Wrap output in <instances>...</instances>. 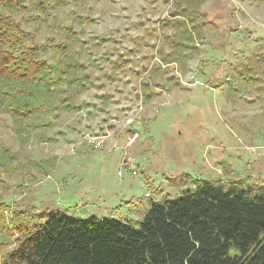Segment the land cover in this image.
Here are the masks:
<instances>
[{"label":"rangeland","instance_id":"obj_1","mask_svg":"<svg viewBox=\"0 0 264 264\" xmlns=\"http://www.w3.org/2000/svg\"><path fill=\"white\" fill-rule=\"evenodd\" d=\"M22 3L13 12L21 28L37 43L68 44L90 80L65 93L78 109L37 118L47 126L22 128L0 108L5 203L138 228L152 202L199 179L264 182V67L253 68L255 81L237 71L247 75L241 64L264 56V0H202L201 39L182 47L170 45L175 27L163 22L175 0H67L47 14L36 0ZM69 25L76 42L65 38Z\"/></svg>","mask_w":264,"mask_h":264},{"label":"trees","instance_id":"obj_2","mask_svg":"<svg viewBox=\"0 0 264 264\" xmlns=\"http://www.w3.org/2000/svg\"><path fill=\"white\" fill-rule=\"evenodd\" d=\"M36 1L38 11L46 14L67 2ZM201 3L175 0V9L163 19L175 27L167 37L171 46L201 39L198 27L206 23ZM23 4L0 0V108L22 128H38L49 124L38 121L40 116L78 109L65 93L86 89L90 76L65 42L31 39L13 15ZM61 28L67 40L78 41L70 25ZM93 39L100 44L104 37ZM50 49L56 52L54 63L43 57ZM171 55H163L167 63L173 62ZM115 62L116 67L122 63ZM241 65L247 75L237 70L239 78L255 81L250 73L264 67V56ZM227 82L231 84L229 78ZM29 218L34 221L27 222ZM0 264H264V182L243 186L230 179H199L180 196L152 202L138 228L113 219L81 221L45 210L19 211L0 196Z\"/></svg>","mask_w":264,"mask_h":264},{"label":"built area","instance_id":"obj_3","mask_svg":"<svg viewBox=\"0 0 264 264\" xmlns=\"http://www.w3.org/2000/svg\"><path fill=\"white\" fill-rule=\"evenodd\" d=\"M92 141H93V140H92ZM95 143H96V145H98L100 142L96 141Z\"/></svg>","mask_w":264,"mask_h":264}]
</instances>
